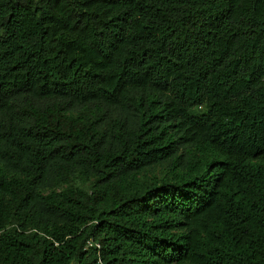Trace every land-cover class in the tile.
<instances>
[{
    "label": "trees",
    "instance_id": "16d2710c",
    "mask_svg": "<svg viewBox=\"0 0 264 264\" xmlns=\"http://www.w3.org/2000/svg\"><path fill=\"white\" fill-rule=\"evenodd\" d=\"M0 264H264V0H0Z\"/></svg>",
    "mask_w": 264,
    "mask_h": 264
},
{
    "label": "built area",
    "instance_id": "2783aa9c",
    "mask_svg": "<svg viewBox=\"0 0 264 264\" xmlns=\"http://www.w3.org/2000/svg\"><path fill=\"white\" fill-rule=\"evenodd\" d=\"M93 244H95V243L92 242L91 240H88V241H87V245H88V246H89V245L91 246V245H93Z\"/></svg>",
    "mask_w": 264,
    "mask_h": 264
}]
</instances>
